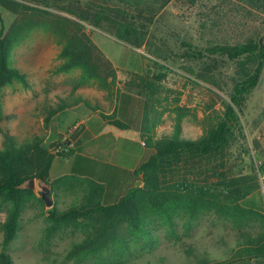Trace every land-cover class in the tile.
Segmentation results:
<instances>
[{
  "label": "trees",
  "instance_id": "1",
  "mask_svg": "<svg viewBox=\"0 0 264 264\" xmlns=\"http://www.w3.org/2000/svg\"><path fill=\"white\" fill-rule=\"evenodd\" d=\"M168 1L0 0V21L5 11L14 15L8 29L5 31L1 26L0 32V109L5 86L16 82L28 89L32 85L27 72L14 64L11 56L13 49L38 29L49 32L58 47L57 56L61 62L54 67V72L80 68L81 82L85 78L83 82L89 81L107 89L110 97L114 94L117 69L93 42L86 32V25L132 47L145 49L146 56L155 65L164 67L163 62L172 56V49L165 35L158 28L150 27L157 23L156 19ZM238 1L252 11L264 13V0ZM258 38L256 34L235 42L210 40L204 46L185 39L180 42L182 50L174 55L203 62L205 70L217 67L219 58L235 64L237 77L229 101L225 103L220 119L196 138L182 136L180 124H176L173 134L146 139L144 144L152 147L153 152L136 172L141 175V186L131 187L114 202L103 203L100 183L68 174L66 160L74 152L95 155L97 146L109 136L91 139L83 134L85 140L89 139L87 142L75 143L72 139H65L45 144L40 136L20 143L15 134L7 132L5 140L0 143V206L7 207L1 224L0 264H14L6 248L18 235L26 203L33 197L43 203L32 189L19 186L28 178L44 180L52 190L60 182H65L75 196L78 195L65 208L54 203L44 212L49 221L45 227L47 235L69 227L83 234L82 239L73 241L64 254V259L74 264H146L128 262L125 253L131 242L154 238L153 229L158 220L172 230L177 214L184 212L194 218L207 210L235 222L244 218L258 219L260 226L256 232L237 227L238 243L229 256L205 264H264V205L260 196L257 199V194L251 192L243 178L221 173L220 182L212 180L217 167L213 162L224 157L236 131L241 129L239 113L262 75L264 43L260 46ZM147 67L141 73L125 72L127 80L123 84L137 94L144 90L153 91L155 80L164 74L150 75ZM73 95L74 90L50 113L83 103L91 110L97 109L102 118H111L103 113L98 98H94L92 104L87 97ZM49 118V115L45 116V123ZM111 121L125 127L119 120ZM105 143L110 148V140Z\"/></svg>",
  "mask_w": 264,
  "mask_h": 264
},
{
  "label": "rangeland",
  "instance_id": "2",
  "mask_svg": "<svg viewBox=\"0 0 264 264\" xmlns=\"http://www.w3.org/2000/svg\"><path fill=\"white\" fill-rule=\"evenodd\" d=\"M245 6L238 0H169L156 19L157 23L150 27L158 28L172 49V56L163 62L164 67L155 65L148 55L114 40L108 33L86 25V32L93 42L120 65L121 71L141 72L148 66L150 75L164 74L155 80L153 91L144 90L141 93L146 102L142 132L144 141L149 137L156 139L173 134L176 124H180L182 136L196 138L220 119L237 77L235 64L219 58L217 67L205 70L203 62L188 61L174 53L182 50L180 42L184 39L204 46L210 40L235 42L249 35L260 36L264 30V13ZM13 20L14 15L6 11L0 27L3 26L6 31ZM141 50L146 54L145 49ZM57 53L53 36L43 29L33 31L13 49L12 61L27 72L32 85L26 89L14 82L3 88L0 143L5 140L7 132L15 134L20 143L34 136L42 137L45 144L73 140V134L80 126L73 127V123L85 117L84 113L98 110H91L82 103L50 113L72 90L74 97L82 95L92 104L94 98H98L102 105L105 104L107 89L89 81L83 82L85 78L81 82L80 68L53 71L61 62ZM123 80H127L126 74ZM122 87L128 89L124 84ZM47 115L50 118L45 123ZM239 117L241 129L236 131L224 157L213 162L217 167L212 180L220 182L218 177L221 173L243 178L244 184L257 194V199L260 196L264 205V68ZM56 187L55 190L51 188V197L53 204L56 203L59 208L71 205L78 198L67 183L60 182ZM32 190L36 197L40 196L38 181ZM47 209L44 201L41 203L35 197L26 203L18 235L6 248L14 264H74L73 261H66L64 254L73 241L82 239L83 234L69 227L47 235L45 227L49 221L44 213ZM6 212L7 207L0 206V251L1 224ZM174 218L172 230L158 220L153 229L154 238L131 242L129 251L125 253L128 262L205 264L229 256L238 243L237 227L256 232L260 226L258 219L244 218L235 222L210 210L194 218H189L184 212Z\"/></svg>",
  "mask_w": 264,
  "mask_h": 264
},
{
  "label": "crops",
  "instance_id": "3",
  "mask_svg": "<svg viewBox=\"0 0 264 264\" xmlns=\"http://www.w3.org/2000/svg\"><path fill=\"white\" fill-rule=\"evenodd\" d=\"M110 37L146 56L141 49L132 47L111 35ZM104 54L117 69L114 94L109 97L108 90H105V104H103V113L111 118H102L99 112L84 113L83 116L85 117H81L73 123V127L80 125L73 141L75 143L82 140L87 142L89 139L85 140L83 134L91 136V139H95L97 136H109L110 138H103L102 144L95 149V155L74 152L66 160L69 164L68 174L90 178L100 183L103 186L102 201L103 203H110L116 201L121 194L129 191L131 187L141 186V175L140 173L136 174V172L139 165L153 152V148L145 146L141 137L145 127V98L133 90L122 87L127 71H121L120 65L106 53ZM134 72L141 73L139 71ZM80 104L82 103L77 105ZM111 120H119L124 123L125 127L122 128L112 123ZM138 135L139 138L137 139ZM105 140H110V148Z\"/></svg>",
  "mask_w": 264,
  "mask_h": 264
},
{
  "label": "water",
  "instance_id": "4",
  "mask_svg": "<svg viewBox=\"0 0 264 264\" xmlns=\"http://www.w3.org/2000/svg\"><path fill=\"white\" fill-rule=\"evenodd\" d=\"M259 45L261 46L264 43V30L258 38ZM36 181H38V188L40 191V197L44 201L46 207H51L53 205V200L51 197V187L50 185L41 179L28 178L24 180L19 186L21 188L35 189Z\"/></svg>",
  "mask_w": 264,
  "mask_h": 264
},
{
  "label": "built area",
  "instance_id": "5",
  "mask_svg": "<svg viewBox=\"0 0 264 264\" xmlns=\"http://www.w3.org/2000/svg\"><path fill=\"white\" fill-rule=\"evenodd\" d=\"M263 168H264V166H263ZM263 171H264V169H263Z\"/></svg>",
  "mask_w": 264,
  "mask_h": 264
}]
</instances>
